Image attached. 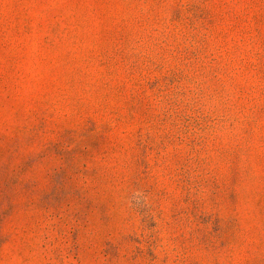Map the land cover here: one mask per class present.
I'll list each match as a JSON object with an SVG mask.
<instances>
[{
	"label": "rangeland",
	"instance_id": "obj_1",
	"mask_svg": "<svg viewBox=\"0 0 264 264\" xmlns=\"http://www.w3.org/2000/svg\"><path fill=\"white\" fill-rule=\"evenodd\" d=\"M0 264H264V0H0Z\"/></svg>",
	"mask_w": 264,
	"mask_h": 264
}]
</instances>
